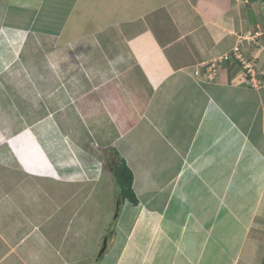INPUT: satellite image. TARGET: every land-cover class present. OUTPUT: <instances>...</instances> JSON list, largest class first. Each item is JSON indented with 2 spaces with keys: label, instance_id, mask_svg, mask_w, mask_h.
<instances>
[{
  "label": "crops",
  "instance_id": "1",
  "mask_svg": "<svg viewBox=\"0 0 264 264\" xmlns=\"http://www.w3.org/2000/svg\"><path fill=\"white\" fill-rule=\"evenodd\" d=\"M236 48L262 82L264 0H0V92L18 78L25 142L58 129L40 146H70L59 183L78 186L62 215L0 204V264H264V83L236 59L207 71ZM115 153L139 204L121 203L107 238L79 194L114 182Z\"/></svg>",
  "mask_w": 264,
  "mask_h": 264
},
{
  "label": "rangeland",
  "instance_id": "2",
  "mask_svg": "<svg viewBox=\"0 0 264 264\" xmlns=\"http://www.w3.org/2000/svg\"><path fill=\"white\" fill-rule=\"evenodd\" d=\"M20 28L22 29V27ZM1 81L3 83L5 82L3 86L4 88L2 89L5 90L6 94H2V92H0V104L3 106L9 101L8 105L11 103L14 110L8 109L9 106L7 105V111L4 110L5 107L0 111V204L4 206L5 211H7L12 205L13 207L16 206L15 210L18 214V219L20 216L23 217V215H27L31 219L32 216L34 217L35 215L41 217L45 211L41 210V203L42 206L43 203H45L47 206H53L55 209L54 211L62 215V209L66 204L62 203L60 198L57 197L73 194V191L70 189H76L77 191L78 186L73 184V187L64 185L65 183L61 185L63 182L59 183L60 179H63L65 175L64 172H61V168L64 167L63 165H66L68 169L76 168L77 160H75L76 158H73V154L69 153L70 146L67 148L68 152L65 150L60 152V154L50 155L46 158L45 154H48L49 150L52 152L53 147H56V144H49V141L51 142L53 140L56 142V138L60 139L62 136L58 129H53L51 133L42 138L38 136L36 140L38 143L35 140H28L25 142L26 135L30 136V134H28L30 129L27 127L25 128V119L23 117L24 112L21 110L22 105L20 104L24 101H20L19 98H17L18 91H23V85L19 83L18 78L12 80L11 82L8 79H1ZM32 130L33 131L31 135H34L36 132L38 133L40 131L39 128H34ZM42 139L43 141L41 143ZM45 141H47L48 144H46ZM40 145L44 147L45 154L42 151ZM11 146H16L17 150H22L24 153H26L25 150L27 149L29 158H31L25 160L20 156V154L17 153L19 155L18 160L11 153ZM91 161L93 160H83L81 163L85 164L86 167H89L91 166ZM116 161H118V159H116L114 156H111L110 160L106 159L105 168L107 170V175L108 172H112V167ZM96 165L97 169H94L93 172L100 173L99 171L102 170V167H99V164ZM9 167H13L12 169L15 170H10L8 169ZM56 173H59V175ZM113 180L114 182L111 184L108 183L102 187L98 186L96 192H93L95 198L90 197L93 190L87 191L89 188L88 184L86 182H82L80 186L81 193L79 194L82 197L87 195V199L89 200L87 202V207L92 211H87V213L91 215L90 217L88 215L89 219L92 221L96 220V217H94L95 215H92V213L96 212L100 214L98 217H101L100 221L102 223H106L105 225L108 226L107 238H109L111 235H109V233H113L115 230V222L119 215V213H117L118 203L120 202L118 192L119 188L114 177ZM107 181L108 180H106V183ZM26 188L29 190L27 192L28 197H25L24 189ZM78 201H80V199H77V202L76 199H74V201L71 199L70 208L71 205H78ZM113 201H116L113 219L112 221L108 220V222L104 221L103 213L105 210L107 211L111 207ZM7 202H9L11 205H6ZM92 206L93 208H90ZM4 210L2 216H4ZM46 212L49 211H45V213ZM85 215L86 214L83 211L81 216L84 217ZM89 232L94 233L92 229L89 230ZM99 253L101 254V250Z\"/></svg>",
  "mask_w": 264,
  "mask_h": 264
},
{
  "label": "trees",
  "instance_id": "3",
  "mask_svg": "<svg viewBox=\"0 0 264 264\" xmlns=\"http://www.w3.org/2000/svg\"><path fill=\"white\" fill-rule=\"evenodd\" d=\"M118 161L112 167V174L119 188V197L121 203H129L137 206L139 200L134 191V174L127 162L122 159L117 153L114 154Z\"/></svg>",
  "mask_w": 264,
  "mask_h": 264
},
{
  "label": "built area",
  "instance_id": "4",
  "mask_svg": "<svg viewBox=\"0 0 264 264\" xmlns=\"http://www.w3.org/2000/svg\"><path fill=\"white\" fill-rule=\"evenodd\" d=\"M232 59L238 60L243 65L244 70H246V72L251 76V78L247 81L248 85L258 87L260 84L264 83V80L262 82L260 80L257 81L255 77V71L253 65L245 59L239 48H236L231 53L226 54L221 59L214 60L211 63H209L207 65V71L209 72V77L214 76V74L217 72L218 64L220 61L223 60L227 61Z\"/></svg>",
  "mask_w": 264,
  "mask_h": 264
},
{
  "label": "water",
  "instance_id": "5",
  "mask_svg": "<svg viewBox=\"0 0 264 264\" xmlns=\"http://www.w3.org/2000/svg\"><path fill=\"white\" fill-rule=\"evenodd\" d=\"M119 209H120V202L118 203L117 213L119 212ZM107 246H108V239H105L104 246H103V248L101 250V254H103L106 251Z\"/></svg>",
  "mask_w": 264,
  "mask_h": 264
}]
</instances>
